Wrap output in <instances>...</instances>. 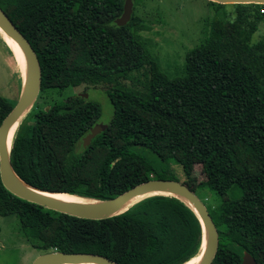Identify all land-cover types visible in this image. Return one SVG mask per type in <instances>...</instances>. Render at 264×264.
<instances>
[{
	"label": "trees",
	"instance_id": "obj_1",
	"mask_svg": "<svg viewBox=\"0 0 264 264\" xmlns=\"http://www.w3.org/2000/svg\"><path fill=\"white\" fill-rule=\"evenodd\" d=\"M125 2L0 0L42 70L40 95L13 139L15 171L40 190L106 200L152 179L181 181L174 163L186 179L200 165L207 187L222 198L208 208L220 238L212 264H241L245 251L264 264V40L254 42L253 30L234 38L226 31L229 7L252 6L264 20V5L210 1L217 13L207 37L188 53L184 75L171 78L133 33L140 23L134 13L127 25L116 24ZM143 68V89L127 87L123 80ZM102 84L110 86L114 116L85 147L101 104L82 95L54 103L47 97L52 89ZM16 104L0 96V127ZM139 202L109 218H80L16 196L0 176V215L17 216L24 239L42 253L185 264L201 252L204 231L193 208L167 195Z\"/></svg>",
	"mask_w": 264,
	"mask_h": 264
},
{
	"label": "rangeland",
	"instance_id": "obj_2",
	"mask_svg": "<svg viewBox=\"0 0 264 264\" xmlns=\"http://www.w3.org/2000/svg\"><path fill=\"white\" fill-rule=\"evenodd\" d=\"M134 4V15L140 23L132 28L133 33L143 41L149 54L168 76L176 78L184 75L187 55L207 37L209 20L216 15L217 7L210 4V0H134ZM254 10L252 6L240 11L229 7L231 12L226 20V31L230 37H236L241 30H253L254 42L264 40V20L258 19ZM12 56L0 38V96L16 103L20 97L19 68ZM146 70L132 72L130 79L123 82L132 89H143ZM109 88V85L102 84L52 89L47 100L50 103L63 102L71 96L87 94V99L102 106L103 114L98 124L109 125L114 116ZM141 152L150 159L155 157L151 151ZM172 168L176 177L189 183L210 210L220 204L222 198L207 187L202 166H195L191 179L185 178L181 165L174 163ZM41 254L42 251L33 248L20 233L17 216L0 215V264H32Z\"/></svg>",
	"mask_w": 264,
	"mask_h": 264
},
{
	"label": "water",
	"instance_id": "obj_3",
	"mask_svg": "<svg viewBox=\"0 0 264 264\" xmlns=\"http://www.w3.org/2000/svg\"><path fill=\"white\" fill-rule=\"evenodd\" d=\"M221 4H262L264 0H210ZM134 13V0H126L124 12L116 20L119 26L127 25ZM0 30L14 39L23 49L27 60V71H22L23 85L19 100L10 114L5 118L0 127V176L4 186L16 196L37 203L52 210L66 213L72 216L87 219H105L127 211L131 206L145 197L152 195L174 196L183 200L198 214L204 231L206 248L199 264H212L219 250V230L211 216L205 202L199 195L182 181L152 179L106 200L85 199V202H63L45 195L56 193L40 190L24 181L15 171L11 162V150L8 149V136L11 128L21 124L23 119L31 111L37 101L42 85V70L39 57L28 38L21 32L0 5ZM2 31L0 34L2 35ZM3 37V35H2ZM4 39V37H3ZM5 40V39H4ZM6 41V40H5ZM7 43V42H6ZM8 44V43H7ZM15 57V56H14ZM88 98L87 94L82 95ZM108 125L96 124L91 132L84 138V146L88 147L92 140ZM17 127V129H18ZM17 131V130H16ZM14 139V138H13ZM13 145V144H12ZM69 194V193H68ZM73 195V194H71ZM136 199H139L135 202ZM120 264L104 255L95 253H73L63 251H49L38 256L32 264ZM241 264H258L257 259L248 251H245Z\"/></svg>",
	"mask_w": 264,
	"mask_h": 264
},
{
	"label": "bare ground",
	"instance_id": "obj_4",
	"mask_svg": "<svg viewBox=\"0 0 264 264\" xmlns=\"http://www.w3.org/2000/svg\"><path fill=\"white\" fill-rule=\"evenodd\" d=\"M0 31H2V30H0ZM1 33H2L3 37H5L6 42L8 43L9 47L11 48V50L15 56L19 70L25 74L27 71L28 60H27V57H26L23 49L14 39H12L10 36H8L4 31H2ZM17 125L18 124H15L9 132V136H8V149L9 150L12 148L13 138L15 136V133H16V130L18 127ZM45 195L50 197V198H53V199H56L59 201H63V202H85V201H87L85 199H81L79 197H76V196L68 194V193H47L46 192ZM138 200L139 199H136L135 202H137ZM205 248H206V242H204L203 250L197 256H195L194 258H192L190 261H188L185 264H199L202 260ZM89 264H93V263H89Z\"/></svg>",
	"mask_w": 264,
	"mask_h": 264
}]
</instances>
